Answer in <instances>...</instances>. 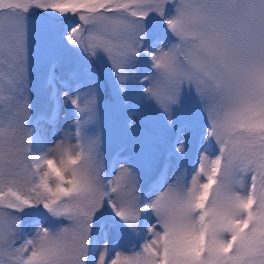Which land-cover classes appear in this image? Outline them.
<instances>
[{
	"label": "snow or ice",
	"instance_id": "snow-or-ice-1",
	"mask_svg": "<svg viewBox=\"0 0 264 264\" xmlns=\"http://www.w3.org/2000/svg\"><path fill=\"white\" fill-rule=\"evenodd\" d=\"M0 264H264V0H0Z\"/></svg>",
	"mask_w": 264,
	"mask_h": 264
},
{
	"label": "rangeland",
	"instance_id": "rangeland-1",
	"mask_svg": "<svg viewBox=\"0 0 264 264\" xmlns=\"http://www.w3.org/2000/svg\"><path fill=\"white\" fill-rule=\"evenodd\" d=\"M70 66H65V71L69 70ZM36 81L34 80V88H35ZM38 102H42V97L37 98ZM133 104H135V100L132 101ZM125 109L120 110L119 113H115L113 111V114L104 112V129L107 132L108 136L111 138V143L108 147V151L111 154L119 147V140L123 138L125 135L124 131V115ZM106 113V114H105ZM63 113H62V120H63Z\"/></svg>",
	"mask_w": 264,
	"mask_h": 264
},
{
	"label": "trees",
	"instance_id": "trees-1",
	"mask_svg": "<svg viewBox=\"0 0 264 264\" xmlns=\"http://www.w3.org/2000/svg\"><path fill=\"white\" fill-rule=\"evenodd\" d=\"M104 103H105V112L106 113H109V111L112 114H113V111L115 113H119L121 108L125 109V110L128 108V102L127 101L124 103L123 106H121L115 101V99L113 97H111L110 93L108 94V96H106Z\"/></svg>",
	"mask_w": 264,
	"mask_h": 264
}]
</instances>
